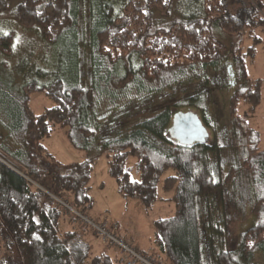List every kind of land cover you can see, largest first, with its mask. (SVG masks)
I'll use <instances>...</instances> for the list:
<instances>
[{
    "label": "trees",
    "instance_id": "trees-1",
    "mask_svg": "<svg viewBox=\"0 0 264 264\" xmlns=\"http://www.w3.org/2000/svg\"><path fill=\"white\" fill-rule=\"evenodd\" d=\"M9 1L0 0V14L7 9ZM85 1L23 0L16 8L15 17L22 28L38 31L47 46H58L70 39L71 51L76 50L77 58L79 46L74 32ZM174 1L122 0V13L115 15L110 8L106 22L90 35L85 24L84 31L91 38L88 57L92 53L112 67H122L119 76L107 77L113 89L125 92L132 84L140 88L141 78L158 88L142 90L141 87L140 92L160 99L158 95L163 90L181 88L187 71L193 68H202L203 74L224 68L226 48L213 38V28L232 38H251L254 30H264V16L259 15L263 8L258 0H248L240 10L243 0H199L198 13L191 16H183L180 6L176 8L178 0ZM227 9L242 15L230 16ZM154 14L166 20L178 19L167 22V27L165 24L156 28L152 23ZM13 39L12 33L0 35L1 55H11ZM256 43L253 37V47ZM245 56L253 59L254 48L245 55H234L228 63L235 70L236 82L230 83L234 90L229 99V114L235 122L239 120L236 111L240 102L249 105L251 113L260 103L262 81L248 83ZM73 62L78 81L77 62L74 59ZM96 65L92 64L93 77L99 72ZM195 77L206 90L210 89L208 82L214 85L216 81L205 75ZM76 84L66 87L56 80L40 87L30 82L21 88L18 100L13 101L12 128L5 127L11 140L4 145L0 139V264H114L120 253L117 247L106 244L118 251L114 258L107 254L91 257L90 246L74 242L78 229L67 219L69 213L64 206L81 215L92 209L89 183L93 160L61 166L42 144L54 131L64 133L76 149L82 144L87 148L98 145L107 153L108 174L117 185L118 195L141 209H150L156 203L159 177L167 171L173 172L163 182V191L173 193L174 215L154 222L152 252L139 251L121 235L119 226L110 221L116 226L114 234L119 240L129 242L155 264H257V256L264 257V150L260 149L256 130L248 128L245 133L246 138H251L250 155H245L238 166L230 143L228 155L227 152L219 155L216 136H212L210 146L205 142L186 147L170 139L169 123L175 115L171 106L145 108L142 115L151 111L138 122L137 110L126 112L136 119L132 126L125 127V133L116 130L122 121L118 123L115 118L111 120L107 116L103 122L91 119L92 91L80 87L79 81ZM36 94L52 103L39 115L29 109L30 99ZM204 96L194 100L198 103L180 96L172 106L205 103V92ZM129 159L136 161L138 182L130 179L126 169ZM44 161L51 164L43 168ZM225 164L230 168L224 178L231 186L229 191L225 190L227 197L241 196L248 186L255 221L254 226L238 236L232 251L223 249L219 232L222 228L211 226L215 220L222 223L225 211L223 205H217L225 197L224 179L218 174ZM243 172H249L248 185H240Z\"/></svg>",
    "mask_w": 264,
    "mask_h": 264
},
{
    "label": "rangeland",
    "instance_id": "rangeland-1",
    "mask_svg": "<svg viewBox=\"0 0 264 264\" xmlns=\"http://www.w3.org/2000/svg\"><path fill=\"white\" fill-rule=\"evenodd\" d=\"M243 1L244 5L239 6V10L246 7L248 0ZM258 1L263 8L262 13H259V15L264 16V0ZM22 2L23 0H10L7 4V9L0 14V35L4 36L9 33L14 35L11 55L4 56L0 54V139H3L4 145L7 140H11L10 134L5 130V127L12 128L13 119H11L10 113L13 109V101H17L21 95V88L30 82L36 83L37 86L45 87L59 80L66 87L75 86L79 81L82 85L78 84L80 87L91 89L93 108L89 113V117L97 122H103L102 119L107 116L111 120L115 118L118 123L122 121L123 126H117L116 128L118 132L125 133L127 130L125 127H128L129 124L132 126L133 124L131 123L136 119V116L129 117V114H125L126 112L137 110L140 114L137 118L138 122V119L140 120L141 117L151 111L149 110L142 115L141 113L145 108L148 110L151 107L167 105L166 107L171 106L170 109L174 114L190 112L197 115L208 129V132L211 131L213 138L216 136V143L220 148L218 151L219 155L226 152V155H228L233 147V154L236 155V160L240 163L238 166H241L245 155H250L248 140L251 138L248 136L246 138L245 134L248 128H252L259 133V146L260 149L264 150V30L260 28L254 30L251 38L248 36L232 38L217 28H213V38L226 48L224 58H227V60L224 68L208 71L205 74H203L202 68H193V70L187 71L181 88L169 89V91L163 90L158 95L160 97L158 99L151 94L140 92L141 87L142 90L153 87L158 88L156 84H147L141 78L138 80L139 85H141L140 88L138 85L132 84L125 92L113 89L110 83L106 81L107 77L119 76L122 73V67L120 65L112 67L106 61L95 58L92 53L88 57L89 51L87 50V45H90L91 38L84 31L85 24L87 25L86 32L88 31L90 35L91 31L106 22L110 8H112V13L115 15L122 13V0H86L84 2L80 9L77 29L74 32L76 46H79L77 47L79 52L77 58H75V48V52L71 51L73 48H70V39L63 41L58 46H47L42 41L38 31L26 30L19 25L15 12L18 5ZM196 2H198L197 6H199V0H178L176 8L179 9L180 6L183 16H191L198 13ZM227 12L230 16H235L236 18H240L242 15V13H236L234 10L229 11L227 9ZM157 14H154L152 18L153 26L156 28L165 27V24L167 27V22L172 23L178 19L171 17L170 20H166L160 18ZM253 37L257 39L254 47ZM250 48H254V56L253 59L244 57L246 62V77L248 83L250 82L251 85H254L256 81H262L260 86V103L253 113H251L249 105L240 102L236 111L239 120L235 122L229 114V99L234 90L230 87L232 86L230 83L232 81L233 83L236 82L233 76L235 70L230 68L231 66L228 63H230V59L234 55H245ZM73 59L77 62L78 81L74 76L76 67ZM92 61L98 65L96 66L99 71L94 77L91 71L92 64L94 66ZM227 67H229L228 73L227 71L225 72ZM196 75H199V77L203 75L210 77L213 81L216 80L215 84L212 85L208 82L207 87H210V89L206 90L202 88L201 84L203 82H199L195 77ZM236 86L238 87L239 85ZM204 92L207 95L205 103L200 102L198 105L195 104L190 107L185 105L172 106L175 105L176 100L180 96L184 100L194 101L198 97L205 98ZM161 98H168V100L161 101ZM51 106L52 103L40 94L33 95L29 102V109L35 115L43 113L45 109ZM239 125H243L242 128ZM211 142L210 136L209 140H206V143L210 146ZM228 143L231 144V148ZM42 144L53 159L63 167H70L86 160H93L89 183V196L92 200V209L83 216L94 223L103 218L108 219L118 225L121 235L126 237L127 241L132 240L139 247L140 251L152 252L151 239L154 232V222L169 219L174 215V204L171 200L173 193L163 191V182L167 177L173 175L172 171H167L159 177L156 184L157 201L150 209L145 210L137 207L134 202L123 200L118 195L117 185L108 174L107 153L103 152L98 145H92L90 148H87L82 144L76 149L68 141L64 133L60 131H54L50 138L45 139ZM0 155H2L1 152ZM48 164L50 165L51 163L44 161V163L42 162V167L45 168ZM135 164L136 161L134 159H129L126 169L130 175V179L138 182L139 172ZM229 171V166H226L225 169H220L218 172L219 177L224 179ZM248 173H242L240 185L249 184ZM222 183H224L223 197L224 195L225 197L223 198V203L218 202L217 204L218 207L224 206L225 211L221 218L222 223L219 220H215L211 226L218 229L222 228V231L219 232L224 243L223 249L224 251H232L235 248L238 236L255 224L252 215L253 203L249 202L251 193L247 189L248 186H246V190L242 192L241 196H232L233 199L232 197L228 198L226 195V191L231 189L230 183H225V179ZM45 193L47 194V192ZM65 209L69 208L65 206ZM67 211L69 213L67 219L74 223L75 229H78L76 241L74 242L90 246L91 257L107 254L114 258L118 254V251L107 247L104 242L97 238L90 227H82L78 223L80 221L76 214H73L69 210ZM72 211L75 212L74 210ZM75 218L78 220H75ZM256 262L257 264H264V257L258 255Z\"/></svg>",
    "mask_w": 264,
    "mask_h": 264
},
{
    "label": "built area",
    "instance_id": "built-area-1",
    "mask_svg": "<svg viewBox=\"0 0 264 264\" xmlns=\"http://www.w3.org/2000/svg\"><path fill=\"white\" fill-rule=\"evenodd\" d=\"M65 207V206H64ZM73 214H76L81 223L86 227H90L95 236L109 246H115L119 249L120 253L113 261L114 264H155L150 257L142 256L134 246L129 242L119 240L114 231L116 230L115 224H111L108 219H103L94 223L81 214L73 212L70 208L67 209Z\"/></svg>",
    "mask_w": 264,
    "mask_h": 264
},
{
    "label": "water",
    "instance_id": "water-1",
    "mask_svg": "<svg viewBox=\"0 0 264 264\" xmlns=\"http://www.w3.org/2000/svg\"><path fill=\"white\" fill-rule=\"evenodd\" d=\"M170 139L181 146L204 144L209 137L208 130L200 118L193 113H176L168 129Z\"/></svg>",
    "mask_w": 264,
    "mask_h": 264
},
{
    "label": "flooded vegetation",
    "instance_id": "flooded-vegetation-1",
    "mask_svg": "<svg viewBox=\"0 0 264 264\" xmlns=\"http://www.w3.org/2000/svg\"><path fill=\"white\" fill-rule=\"evenodd\" d=\"M172 118H173V117H172ZM171 123H172V120H171ZM170 125H171V124H170ZM170 127H171V126H170ZM206 129H207V128H206ZM207 130H208V129H207ZM208 134H209V137H208L207 140H209L210 136H211V138H212V136H213V134L211 133V131H209ZM225 167H226V164H225V165H222L221 169H225Z\"/></svg>",
    "mask_w": 264,
    "mask_h": 264
},
{
    "label": "crops",
    "instance_id": "crops-1",
    "mask_svg": "<svg viewBox=\"0 0 264 264\" xmlns=\"http://www.w3.org/2000/svg\"><path fill=\"white\" fill-rule=\"evenodd\" d=\"M123 237H124V236H123ZM124 238L126 239V237H124ZM130 241H131V242H132V244H133L135 247H137V249L139 250V247H138V246H136L132 240H130ZM139 251H140V250H139ZM142 252H144V251H142Z\"/></svg>",
    "mask_w": 264,
    "mask_h": 264
}]
</instances>
